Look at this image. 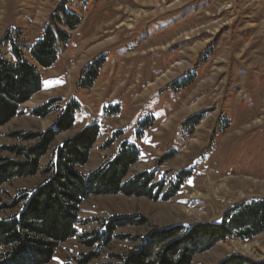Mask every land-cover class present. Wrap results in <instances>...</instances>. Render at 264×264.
I'll return each mask as SVG.
<instances>
[{
  "label": "rangeland",
  "instance_id": "374dc122",
  "mask_svg": "<svg viewBox=\"0 0 264 264\" xmlns=\"http://www.w3.org/2000/svg\"><path fill=\"white\" fill-rule=\"evenodd\" d=\"M61 6L80 16L75 29L52 18ZM48 26L70 38L46 68L27 50ZM7 32L43 85L0 126V158L27 162L24 150L55 127L62 109L71 101L79 108L73 126L41 155L37 173L23 168V176L0 185V218L23 207V195L48 178L44 170L60 144L92 123L100 132L82 173L107 167L128 142L138 157L124 181L150 172L157 184L151 197L90 194L75 236L58 245L49 264H119L160 229L215 222L239 203L264 199V0H0V50L12 60L2 43ZM102 55L94 85L80 87L84 68ZM48 102L50 111L37 112ZM198 114L199 122H186ZM122 218L133 223L102 241L97 234L107 222ZM230 254L264 264V231L220 241L191 264H219Z\"/></svg>",
  "mask_w": 264,
  "mask_h": 264
},
{
  "label": "trees",
  "instance_id": "16d2710c",
  "mask_svg": "<svg viewBox=\"0 0 264 264\" xmlns=\"http://www.w3.org/2000/svg\"><path fill=\"white\" fill-rule=\"evenodd\" d=\"M59 10V17L53 15V19L61 20L70 29L80 24L79 15L63 6ZM11 36L7 32L2 43L8 44L13 59L4 57L0 50V126L14 117L18 113V106L40 91L43 85L38 67L26 58L22 45ZM69 38L66 30L60 27L54 30L48 26L42 37L27 50L28 54L40 66L50 67L57 60L58 45L66 44ZM104 62L105 57L102 55L89 63L82 71L79 86H93ZM58 100L54 98L50 102ZM50 102L38 107L37 112L50 111ZM78 108L76 101L69 102L60 112L55 127L37 135L38 145L24 150L27 162L0 158V185L15 176H23L27 172L23 168L30 169L29 174L37 173L41 155L53 143L56 133L73 126ZM202 116L198 114L186 122L192 120L196 124ZM99 132L100 126L92 123L60 144L44 170L48 178L23 195L24 205L17 213L9 218H0V264H49L58 245L75 236V226L80 223V206L90 194L117 192L153 195L152 188L157 189V184L151 183L154 180L153 173L143 172L133 180L124 181L129 167L138 157L136 146L128 142L122 143L120 154L107 163L104 169L89 176L79 170L80 166L87 164L89 152ZM179 185L172 188L167 197L173 196ZM122 219L107 222L97 234L99 238L109 242L117 228L133 223L132 220ZM262 231L264 199L242 202L228 209L215 222L179 224L160 229L151 239L141 240L138 249L120 256L119 264H191L196 255L220 241L229 238L249 239ZM219 264L258 263L240 254H230Z\"/></svg>",
  "mask_w": 264,
  "mask_h": 264
},
{
  "label": "crops",
  "instance_id": "0c3cea01",
  "mask_svg": "<svg viewBox=\"0 0 264 264\" xmlns=\"http://www.w3.org/2000/svg\"><path fill=\"white\" fill-rule=\"evenodd\" d=\"M161 28H163V26H161ZM156 29H157V27L156 26H154V27H151L150 28V30H151V32L152 33H154V32H156ZM154 45H152L151 47H153ZM154 50H156V49H154ZM156 51H152V53H155ZM146 67V66H145ZM148 70V72L147 73H149L150 71H152V69H147ZM158 76H159V74H157ZM159 79H161V78H159ZM154 82V81H153ZM157 90H158V88H155V89H152V90H150L149 92H151L150 94H155L156 92H157ZM149 92H147V93H149ZM147 93H145V94H147ZM142 97V96H141ZM143 97H145V95H143Z\"/></svg>",
  "mask_w": 264,
  "mask_h": 264
}]
</instances>
